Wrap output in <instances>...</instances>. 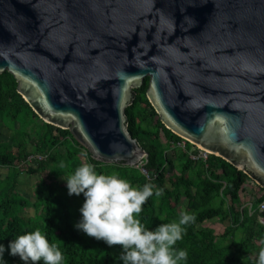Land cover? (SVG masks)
<instances>
[{"label":"water","instance_id":"water-1","mask_svg":"<svg viewBox=\"0 0 264 264\" xmlns=\"http://www.w3.org/2000/svg\"><path fill=\"white\" fill-rule=\"evenodd\" d=\"M104 163L148 155L126 108L147 96L174 133L264 187V0H0V73Z\"/></svg>","mask_w":264,"mask_h":264},{"label":"trees","instance_id":"trees-1","mask_svg":"<svg viewBox=\"0 0 264 264\" xmlns=\"http://www.w3.org/2000/svg\"><path fill=\"white\" fill-rule=\"evenodd\" d=\"M149 81L126 108L129 131L148 153L130 166L96 160L69 129L35 113L12 73H0V111L13 130L10 142L0 138L8 169L0 173V264H264V187L256 185L251 210L239 207L252 178L220 156L192 158L200 149L163 123ZM21 173L39 175L34 201L19 189ZM111 203L114 216L102 214ZM30 206L31 216L23 210ZM214 218L230 221L222 234L204 225Z\"/></svg>","mask_w":264,"mask_h":264},{"label":"rangeland","instance_id":"rangeland-1","mask_svg":"<svg viewBox=\"0 0 264 264\" xmlns=\"http://www.w3.org/2000/svg\"><path fill=\"white\" fill-rule=\"evenodd\" d=\"M10 126V119L7 118L1 111H0V132H1V141L2 142H10L11 134L13 133V130L9 128ZM13 128L20 129V126L16 124ZM21 134H19L20 136ZM22 136V135H21ZM35 138V134H31L29 137L25 136V140L27 141L28 149L33 150L34 144L32 142V139ZM14 146V144H13ZM197 146V145H196ZM199 147V146H198ZM200 149H203L202 147H199ZM14 151L17 152L18 148L14 146ZM61 151L65 153V148L62 147ZM144 160V159H143ZM34 162V161H33ZM142 163V162H141ZM140 163V164H141ZM8 169L5 167H0V173L4 176L7 173ZM39 179V175L31 176L27 173H21L19 177V189L21 193L29 197L31 201H34L33 192L36 189V182ZM63 181V179H61ZM125 187L120 186L112 195V202L118 199L120 196L124 194ZM261 194V191L252 183H246L244 185V189L241 192V200L239 202V207H245L248 206L249 202L252 201L254 196H259ZM184 205H186V200L184 201ZM24 213L27 215H33L34 214V208L33 206H30L28 208L23 209ZM102 214H108L110 217L114 216L115 214V205L113 203L106 204L103 208ZM230 224L229 220L226 221H220L218 218H214L211 220H207L204 225L210 226L212 228H215L217 234H222L225 230V227Z\"/></svg>","mask_w":264,"mask_h":264},{"label":"built area","instance_id":"built-area-1","mask_svg":"<svg viewBox=\"0 0 264 264\" xmlns=\"http://www.w3.org/2000/svg\"><path fill=\"white\" fill-rule=\"evenodd\" d=\"M181 145L183 146V147H185V142H183V143H181ZM197 148H199L198 146H196ZM200 149V148H199ZM208 154H211V153H209V151H207V150H205V149H200V153H199V155H194V154H191V157L192 158H194V159H197V158H199V157H203L204 159H207V157H208ZM36 158H38V159H41V158H43L42 156H37V157H29V162H33L34 161V159H36ZM249 183H252L253 185H259L255 180H253V179H251V180H249ZM250 210L252 209V201L251 202H249V204H248V206H247ZM258 208H259V210L262 212V211H264V200L262 201V202H260V204H259V206H258ZM260 221L264 224V216H261L260 217Z\"/></svg>","mask_w":264,"mask_h":264}]
</instances>
